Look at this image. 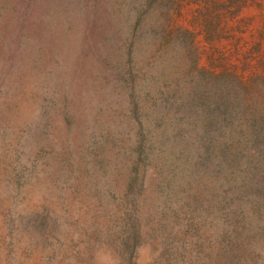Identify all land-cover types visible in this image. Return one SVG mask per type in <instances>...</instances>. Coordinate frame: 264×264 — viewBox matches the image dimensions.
<instances>
[{
    "label": "rangeland",
    "instance_id": "374dc122",
    "mask_svg": "<svg viewBox=\"0 0 264 264\" xmlns=\"http://www.w3.org/2000/svg\"><path fill=\"white\" fill-rule=\"evenodd\" d=\"M0 264H264V0H0Z\"/></svg>",
    "mask_w": 264,
    "mask_h": 264
}]
</instances>
